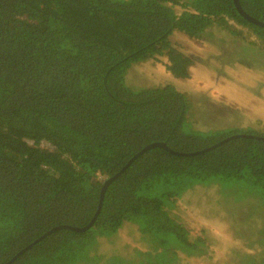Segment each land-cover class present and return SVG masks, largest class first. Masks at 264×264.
I'll return each mask as SVG.
<instances>
[{
	"label": "trees",
	"instance_id": "1",
	"mask_svg": "<svg viewBox=\"0 0 264 264\" xmlns=\"http://www.w3.org/2000/svg\"><path fill=\"white\" fill-rule=\"evenodd\" d=\"M239 2L264 21V0ZM215 46L218 55L200 51ZM164 54L181 83L136 77L147 60L162 75ZM213 59L220 74L245 72L249 62L264 73V25L234 0H0V264H177L181 251L211 264L220 247L213 239L230 241L245 203L264 206V139L224 140L264 132L190 130L189 90H203L194 79ZM206 81L202 72L198 86ZM153 142L194 153L143 150ZM219 177L246 181L263 198L231 191L237 206L217 204L216 222L180 201ZM205 197L202 209L216 204ZM125 222L162 245L174 240L180 253L106 254L102 238ZM252 252L233 264H264V247Z\"/></svg>",
	"mask_w": 264,
	"mask_h": 264
},
{
	"label": "rangeland",
	"instance_id": "2",
	"mask_svg": "<svg viewBox=\"0 0 264 264\" xmlns=\"http://www.w3.org/2000/svg\"><path fill=\"white\" fill-rule=\"evenodd\" d=\"M231 40L226 38L224 41ZM216 45H218L216 43ZM222 48V44H220ZM220 47H205L200 49L203 52H214L218 55L222 52ZM195 50V49H194ZM237 65L236 53L232 55ZM151 60L140 62L138 66V73L144 79H152L155 82L160 80H174L181 83L176 77L170 74V66H168L169 60L167 55L161 58L159 63L158 71L163 73L158 75L155 71L153 72L150 68ZM165 62V63H162ZM214 65L207 66L209 64H202L199 66L198 77L194 79L197 87L203 90L194 88L189 90L193 93L191 101L193 102V108L189 114V121L191 123V129L193 131H201L206 135L212 134L213 132H226L232 130V128H244L246 129H259L264 132V85L258 83L263 81L264 73L256 71V67L249 62L248 70L245 72H234L230 75V70L233 67L227 69V75L225 73L220 74L218 71V65L221 64L213 59ZM238 67V66H237ZM204 72L205 77L209 80L205 83L207 86L199 87L198 83L201 82V73ZM218 75L212 76L211 74ZM160 79V80H159ZM157 84L142 83L144 87H153ZM139 90V87H136ZM200 93V94H199ZM199 95L201 97L195 96ZM234 106V108H231ZM194 115L200 120L198 122L193 121ZM197 121V118H195ZM246 181L243 180H226L221 177L207 179L205 181H199L195 184V188L188 189L185 193H182L179 197L180 201L184 204H190V211L196 208H200L199 212L208 213L213 216V221L219 218L218 210L215 211L214 207L222 202H227L224 207L228 206L235 208L236 206L229 205L231 200L230 192L235 190L238 194L254 195L257 198H263L260 193L255 192L253 189L248 188ZM205 197L204 203L207 204L211 200H216V204L210 209H202L200 199ZM253 202L247 201L244 205L245 210L242 215L240 212L238 216H235V229L232 233L227 231V237L230 241L215 237L213 242L219 244V250L216 259L211 264H233L241 262L247 251H253L252 254L258 256L262 253L264 243V237L260 235L262 230L264 234V206L261 205L262 200L255 199ZM255 213V215H254ZM254 216V219H253ZM246 219V220H245ZM224 218H222V221ZM229 219V221H231ZM129 222V221H128ZM125 222L120 229L113 235H107L102 238L105 243V253L109 255L125 254L128 251H136L137 248L148 249L153 252L155 247H158L162 252L167 255H172L181 251L176 249V242L170 240L160 244L156 239L158 237H150L147 233L141 232L138 226L129 225ZM229 225L230 222H228ZM128 224V225H126ZM156 238V239H155ZM259 241V243H257ZM259 244V245H258ZM260 246V247H259ZM180 259L178 255L174 257L175 260H179L177 264H199L198 261L189 258L185 255V252L180 253ZM171 257V256H170ZM110 259V258H109ZM205 260V259H204ZM174 264V263H172ZM206 264V263H204Z\"/></svg>",
	"mask_w": 264,
	"mask_h": 264
},
{
	"label": "water",
	"instance_id": "3",
	"mask_svg": "<svg viewBox=\"0 0 264 264\" xmlns=\"http://www.w3.org/2000/svg\"><path fill=\"white\" fill-rule=\"evenodd\" d=\"M235 1V4L237 5V8L239 10V12L245 17V18H248L250 20H252L253 22H256V23H259V24H262L264 25V21H261L259 19H257L256 17L252 16L250 13H248L243 7L242 5L240 4L239 0H234ZM241 135H244V136H252V137H256V138H259V139H264V136L262 135H257V134H252V133H235V134H232L228 137H226L224 140L228 139V138H231V137H234V136H241ZM223 141V140H222ZM155 145H161V146H164L166 147L167 149H169L170 151L174 152V153H177V154H191V153H194V152H185V151H176V150H173L171 148H169L167 146V144L165 142H153V143H150L148 145H146L143 150L147 149V148H150L152 146H155ZM210 148V147H208ZM207 148V149H208ZM137 156V155H136ZM134 158V157H133ZM132 160V159H131ZM131 160L129 162H131ZM128 162V163H129ZM113 177L111 178H108V179H105L104 181V186L102 187V191H101V195L103 196L105 194V191H106V188L108 186V183L110 182V180L112 179ZM63 226H68V227H71L69 225H63ZM60 227V226H58ZM57 228V227H55Z\"/></svg>",
	"mask_w": 264,
	"mask_h": 264
},
{
	"label": "clouds",
	"instance_id": "4",
	"mask_svg": "<svg viewBox=\"0 0 264 264\" xmlns=\"http://www.w3.org/2000/svg\"><path fill=\"white\" fill-rule=\"evenodd\" d=\"M260 82H261V81H260ZM260 82H258V83H260ZM263 85H264V84H262L261 87H262ZM231 108H234V106H231Z\"/></svg>",
	"mask_w": 264,
	"mask_h": 264
}]
</instances>
